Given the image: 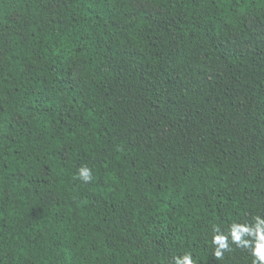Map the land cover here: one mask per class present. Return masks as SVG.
I'll return each instance as SVG.
<instances>
[{"label":"trees","instance_id":"obj_1","mask_svg":"<svg viewBox=\"0 0 264 264\" xmlns=\"http://www.w3.org/2000/svg\"><path fill=\"white\" fill-rule=\"evenodd\" d=\"M257 215L264 0H0V264H252Z\"/></svg>","mask_w":264,"mask_h":264},{"label":"clouds","instance_id":"obj_2","mask_svg":"<svg viewBox=\"0 0 264 264\" xmlns=\"http://www.w3.org/2000/svg\"><path fill=\"white\" fill-rule=\"evenodd\" d=\"M77 177L84 183H90L93 179L92 169L82 166L78 169ZM212 245L214 256L217 259L223 257L224 250H230V242L237 247L250 249L254 257L252 264H264V217L259 215L253 218V223H232L227 232H222L220 226H213ZM174 264H195L190 253L174 257Z\"/></svg>","mask_w":264,"mask_h":264},{"label":"rangeland","instance_id":"obj_3","mask_svg":"<svg viewBox=\"0 0 264 264\" xmlns=\"http://www.w3.org/2000/svg\"><path fill=\"white\" fill-rule=\"evenodd\" d=\"M134 4L136 7H139L142 9H146L149 11H157L156 7H154L151 4L146 3V2L135 1ZM247 25L250 28V30L252 31L253 36L258 37L260 35L261 26L254 17H251V16L248 17Z\"/></svg>","mask_w":264,"mask_h":264}]
</instances>
